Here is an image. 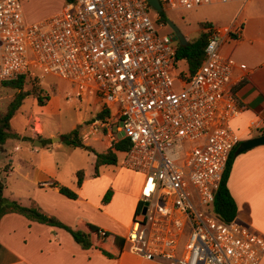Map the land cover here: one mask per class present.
Here are the masks:
<instances>
[{"label":"built area","instance_id":"obj_1","mask_svg":"<svg viewBox=\"0 0 264 264\" xmlns=\"http://www.w3.org/2000/svg\"><path fill=\"white\" fill-rule=\"evenodd\" d=\"M158 1L175 10L236 0ZM150 9L148 0H70L27 24L21 0H0V83L36 68L88 89L110 111L92 131L106 128L111 145L128 139L122 166L143 175L124 250L166 264H259L264 237L213 211L239 141L232 120L247 67L220 52L238 31L214 28L199 67L177 75L173 37L157 33Z\"/></svg>","mask_w":264,"mask_h":264},{"label":"crops","instance_id":"obj_2","mask_svg":"<svg viewBox=\"0 0 264 264\" xmlns=\"http://www.w3.org/2000/svg\"><path fill=\"white\" fill-rule=\"evenodd\" d=\"M233 2L239 3V7L235 5V8L238 9L241 22H230L231 18L225 17L221 20L211 18L217 26L212 22L211 24L216 29L228 27L238 31L237 35L231 36L232 41L227 40L221 46V53L247 67L244 71L245 80L236 88L237 98L243 109L232 120V127L241 142L261 135L260 130H264V0ZM233 2L229 3L234 4ZM240 72L239 69H235L234 74L238 75ZM83 123L80 124L81 139L85 145L91 146L90 141L97 140L99 137L95 136L97 132L92 131L93 123L92 126H84ZM99 136L105 139V148L102 151L110 148L111 142L107 135L99 132ZM23 137L25 136L19 138ZM36 137H39V133H33L30 141ZM10 139L8 138L3 145H0V152L5 155H7L6 146ZM40 143L41 145L36 144L31 147L15 146L19 149L24 148L35 155L38 162L35 161V164L31 165L32 175L24 174L22 177L24 182L19 181L14 190L7 194L4 187L3 196L17 200L25 206L33 201L44 213L55 217L67 226L74 227L80 221H87L105 231L124 237L139 204L143 179L133 192L120 193L115 190L110 200L106 204H101L103 193L109 182L100 180V175L95 176L93 170L96 178L90 180L83 175L81 185L74 190L77 197L70 199L61 194L57 187L50 185L54 181L63 185L59 177L61 162L58 161V155L63 153L61 159L70 169L72 165L66 159V152L62 150L63 147L59 143L53 147L41 141ZM94 161L93 154L92 169ZM104 166L106 165L100 166L98 171ZM10 169L8 164L3 168V172L7 173ZM73 170L74 168H71L70 171ZM117 176V173H114L113 176H106L105 179L113 185ZM227 185L237 205V215L234 220L249 226L264 237V145L236 154ZM0 264L166 263L159 259H145L126 249H123L118 258L111 259L98 249H82L73 240L71 234L63 228L31 221L18 213H7L0 218ZM259 264H264V255Z\"/></svg>","mask_w":264,"mask_h":264},{"label":"rangeland","instance_id":"obj_3","mask_svg":"<svg viewBox=\"0 0 264 264\" xmlns=\"http://www.w3.org/2000/svg\"><path fill=\"white\" fill-rule=\"evenodd\" d=\"M233 3H212L192 9L163 11L167 19L173 22L186 39L189 40L190 38L197 37L201 33L199 23L203 21L211 23V18H219L221 20L227 17L231 18L230 22H241L238 9L235 8V5L239 3ZM21 4L24 20L27 24L48 17L68 7L66 0H21ZM236 7H239V5ZM157 14L153 9L149 10V15L155 21L157 33L159 35H171L173 37L172 44L176 45L177 39L173 36L170 27L166 23L156 22ZM212 23L217 26L216 23ZM228 40L232 41L231 38H228ZM173 70L177 75H187V62L185 60L178 61ZM29 71L30 74L24 82L23 89L26 91L33 84L42 89L50 98L45 105L39 106L32 96H26L10 120V128L14 137L9 140L6 146L7 155L0 152V173L3 178L4 187L6 188L5 193L8 194L14 190L19 181L24 182L22 179L24 174L32 175L31 165L35 164V161L38 162L35 155L30 154L24 148L19 149L15 146L25 147L28 145L31 147L35 145V141L37 140L43 142L45 145H52V147L58 143L62 145V150L67 155L66 159L74 170L71 172V168L69 169V167L67 168L64 165L61 159L63 153L59 154L58 161L61 162L59 163V177L63 182V186L74 191L77 187L76 183H74L76 179L75 172L77 170L82 169L87 179L92 180L96 178L93 175L91 165L93 152L81 148H71L64 142V139L60 141L58 138H63L64 135L69 133L77 125L82 124L85 120L83 123L85 124L84 126H90L97 117H100L98 113L103 107V102L98 100L95 94H89L88 89L81 93L74 85L69 84L67 81L53 74H45L42 70L32 67H30ZM175 90H177L176 87ZM15 93V89L6 86L4 83H0V113L5 112L7 105L14 98ZM98 125H93V127ZM115 126L116 124H110L115 137L120 138L122 134L116 130ZM102 130L104 133L106 128H102ZM33 133H39V137L30 141ZM80 135L82 136V134ZM20 136L27 138H19ZM95 136L99 138L97 140H91V146L95 151L101 152L105 148V139L99 136V131H97ZM122 161L123 153H118L116 164L106 165L100 169L98 174L100 175L99 179H103L106 183L109 182L102 198L109 188L112 189V193L115 190L120 193H128L133 192L141 183L143 175L137 171L123 167ZM8 164H10L11 169L7 173H4L3 168ZM114 173H117L118 176L115 183H113V185L115 184L113 187V185H110L111 182L107 181L105 177L113 176Z\"/></svg>","mask_w":264,"mask_h":264},{"label":"trees","instance_id":"obj_4","mask_svg":"<svg viewBox=\"0 0 264 264\" xmlns=\"http://www.w3.org/2000/svg\"><path fill=\"white\" fill-rule=\"evenodd\" d=\"M69 2L70 0H66L67 4ZM157 15V22L166 23L167 17L164 11L158 13ZM199 25L201 28V33L197 37L187 40L186 45H181L177 40V44L175 45V63L180 60H185L188 66V72L190 74H192L201 64L205 45L214 29L213 25L208 21L200 22ZM26 78V75H22L16 80L3 82L4 84H6V86L15 89L16 93L14 98L7 105L5 112L0 113V145H3L8 138L14 137L10 128V120L14 116L15 112L18 110L26 96H32L39 106L45 105L50 98L49 95L44 93L42 89L36 87L33 84L28 90L25 91L23 89V86ZM109 114V110L102 108L98 113V116H100V118H106L109 116ZM80 127V124L74 127L69 133L63 136V139L67 145L93 152V154L95 155L93 167L95 176L98 175L100 166L116 164L117 153H123L130 148V142L128 141V139L122 138L113 143L110 148H107L102 152H97L92 147L83 143L80 135ZM260 133L263 134L264 130H260ZM239 143L240 141L237 142L229 155L220 185L214 196L213 211L225 221L234 220L237 215V205L229 192L227 182L233 160L236 156L235 150ZM83 175L84 171L82 169L76 171L75 176L77 187L81 185ZM50 185L53 187H57L58 191L61 194L70 199H75L77 197V194L73 190L69 189L66 186L60 185L55 181L50 183ZM3 188L4 183L2 175L0 173V218L7 213H18L26 217L28 220L65 229L71 234L73 240L82 249H98L103 255L111 259L118 258L121 255V252L123 251L124 237L113 232L105 231L97 225L87 221H80L79 224L74 227L67 226L61 223L55 217L49 216L44 213L33 201H31L28 206H25L17 200H11L4 197ZM111 195L112 189L109 188L102 198V203L106 204L110 200ZM138 205L136 210L138 209Z\"/></svg>","mask_w":264,"mask_h":264},{"label":"water","instance_id":"obj_5","mask_svg":"<svg viewBox=\"0 0 264 264\" xmlns=\"http://www.w3.org/2000/svg\"><path fill=\"white\" fill-rule=\"evenodd\" d=\"M149 5L151 6V8L156 11L157 13H161L163 11L161 4L159 3L158 0H148ZM166 24L170 27V29L173 32L174 37L178 40V42L181 45H186L187 44V39L186 37L180 32V30L177 28L176 25H174L173 22H171L169 19L166 18ZM57 139V138H55ZM58 140L62 141L63 138H58ZM35 145L39 144L41 145V143L37 140L35 141ZM264 145V133L258 136H254L248 139H245L243 141H241L239 143V145L237 146L235 153L239 154L243 151H246L248 149L257 147V146H261Z\"/></svg>","mask_w":264,"mask_h":264}]
</instances>
